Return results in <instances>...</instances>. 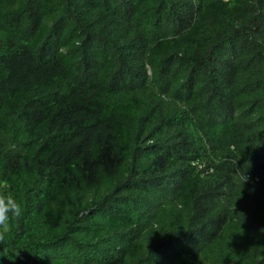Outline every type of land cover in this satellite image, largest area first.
<instances>
[{
  "label": "trees",
  "instance_id": "obj_1",
  "mask_svg": "<svg viewBox=\"0 0 264 264\" xmlns=\"http://www.w3.org/2000/svg\"><path fill=\"white\" fill-rule=\"evenodd\" d=\"M0 191V264H264V0H0Z\"/></svg>",
  "mask_w": 264,
  "mask_h": 264
},
{
  "label": "clouds",
  "instance_id": "obj_2",
  "mask_svg": "<svg viewBox=\"0 0 264 264\" xmlns=\"http://www.w3.org/2000/svg\"><path fill=\"white\" fill-rule=\"evenodd\" d=\"M22 214V205L15 196L0 191V243L4 242L10 233L11 222L19 220Z\"/></svg>",
  "mask_w": 264,
  "mask_h": 264
}]
</instances>
